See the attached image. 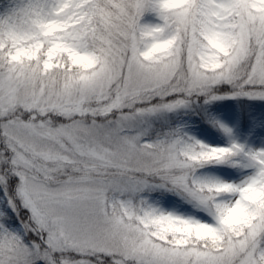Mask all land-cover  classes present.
I'll use <instances>...</instances> for the list:
<instances>
[{
    "label": "snow or ice",
    "instance_id": "1",
    "mask_svg": "<svg viewBox=\"0 0 264 264\" xmlns=\"http://www.w3.org/2000/svg\"><path fill=\"white\" fill-rule=\"evenodd\" d=\"M264 0H0V264H264Z\"/></svg>",
    "mask_w": 264,
    "mask_h": 264
},
{
    "label": "rangeland",
    "instance_id": "2",
    "mask_svg": "<svg viewBox=\"0 0 264 264\" xmlns=\"http://www.w3.org/2000/svg\"><path fill=\"white\" fill-rule=\"evenodd\" d=\"M197 120L196 133L206 142H213L217 139L223 140L224 137L210 126L206 121L222 120L231 127L240 130L242 129V122L246 121L248 126L253 119L264 121V104L250 101H234L227 100L218 104H213L204 108Z\"/></svg>",
    "mask_w": 264,
    "mask_h": 264
},
{
    "label": "trees",
    "instance_id": "3",
    "mask_svg": "<svg viewBox=\"0 0 264 264\" xmlns=\"http://www.w3.org/2000/svg\"><path fill=\"white\" fill-rule=\"evenodd\" d=\"M241 123H242V128H246V127H248V124H247L246 121L242 122V120H241Z\"/></svg>",
    "mask_w": 264,
    "mask_h": 264
}]
</instances>
